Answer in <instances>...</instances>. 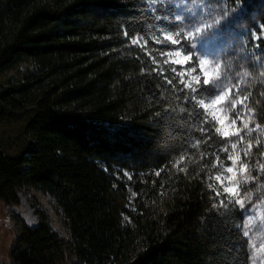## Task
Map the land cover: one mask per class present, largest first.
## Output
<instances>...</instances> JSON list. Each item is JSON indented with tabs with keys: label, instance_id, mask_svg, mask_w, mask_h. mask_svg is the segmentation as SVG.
<instances>
[{
	"label": "trees",
	"instance_id": "16d2710c",
	"mask_svg": "<svg viewBox=\"0 0 264 264\" xmlns=\"http://www.w3.org/2000/svg\"><path fill=\"white\" fill-rule=\"evenodd\" d=\"M221 1L245 46L231 63L250 126L240 122L241 156L253 144L240 185L257 178L239 187L251 205L264 199V0ZM161 8L0 0V201L16 205L26 187L43 192L70 239L40 211L35 226L15 219L9 264H65L67 252L74 264H245L250 256L236 228L244 217L214 184L233 140L192 101L197 83L186 85L184 68L168 61L175 46L159 31L179 26L158 20L168 15ZM205 92L198 99L216 94Z\"/></svg>",
	"mask_w": 264,
	"mask_h": 264
},
{
	"label": "rangeland",
	"instance_id": "374dc122",
	"mask_svg": "<svg viewBox=\"0 0 264 264\" xmlns=\"http://www.w3.org/2000/svg\"><path fill=\"white\" fill-rule=\"evenodd\" d=\"M147 4L152 11L158 10L161 6V9L168 14L166 15L167 20L163 21L179 26L175 33L160 29L159 34L160 38L175 46L174 50L167 53L168 61L184 68L181 74L186 85H195L198 81V73L203 76L207 72L210 80L217 76H224L226 79L222 91L232 90L230 96L225 97V101L222 102L223 106H213L211 99L214 97L204 100L208 105L207 108L202 104L199 105L209 117L215 120L217 128L220 129L218 133L222 137L233 140L229 149V157H231L228 158L229 164L214 177L216 194L219 193L217 195L219 197L226 194L233 201L237 198L246 201V209H251V211L247 212V216L244 217L239 228L242 232L244 224L250 223V236L246 239L259 247L260 244H264V199L250 205L241 196L239 188L243 175L240 174L242 145L238 142V133L241 135L240 122L245 123L244 119L247 113L243 99L235 91L239 81H235L236 78L232 75L231 62L245 50L240 32L227 27L231 17L221 0H163V2L161 0H147ZM169 4L172 7H169ZM177 14L186 17V19L175 21L174 17ZM225 15H228L229 19L219 28L200 41L193 39L197 28L223 21ZM179 33L182 35H178ZM182 37L188 40L190 44H199L198 49H194V53L191 55L196 57L195 62H197L196 69L198 71L195 67L190 66L193 62L185 58L189 54L185 53L180 45ZM156 40L161 44V39L157 38ZM136 41L135 45H139V39ZM200 60H204L203 65L199 63ZM234 82L237 84L235 85ZM233 104L235 108H233ZM237 116L240 119H236ZM217 117H219L218 122ZM233 119L236 120L235 123H231ZM233 144L236 145L235 148ZM227 167H233V172L228 173ZM225 188H231L234 191L226 193ZM17 196L18 203L16 205H6L0 201V264H9V250L18 235L15 219L23 221L28 226H35L38 222L36 211L47 216L51 229L69 246L70 239L62 217L55 210L52 200L46 194L35 188L26 187L19 190ZM249 246L250 255H252L253 249L250 243ZM255 255L259 260H264V251L256 252ZM65 261V264H74L75 262L69 252L65 254ZM249 264H253V260L250 259Z\"/></svg>",
	"mask_w": 264,
	"mask_h": 264
},
{
	"label": "snow or ice",
	"instance_id": "6c2138e0",
	"mask_svg": "<svg viewBox=\"0 0 264 264\" xmlns=\"http://www.w3.org/2000/svg\"><path fill=\"white\" fill-rule=\"evenodd\" d=\"M161 2H163V0H161ZM168 6L169 7H172L171 4H169ZM244 10H245V5L243 4V2H241L240 4L237 5L236 11H244ZM157 19L158 20H167V17L166 16H158ZM174 19H175V21H181L183 19H186V17H183L180 14H177L174 17ZM228 19H229V16L228 15H225L223 21H219V22H217L215 24H212V25H205L203 28H197L196 29V32H195V35L193 36V39L194 40H199V41L202 40V39H204L211 32H213L215 29L219 28ZM126 35H127V33H126ZM178 35H182V33H179ZM132 43L133 44H136L137 41L135 39H133L132 40ZM198 47H199V44H197V43L188 44V45L185 46V52L186 53H190L192 50L198 49ZM185 58L188 59V60H190V61H192L193 64L196 61V57L195 56L186 55ZM199 63L201 65H203L204 64V60H200ZM217 67H220V65H217ZM248 67L249 68H252V67H254V65H252L250 63V64H248ZM225 79L226 78L221 75V76H217L215 79L210 80L209 77H208V73L205 72L204 75H203V77L198 79L197 84L194 87H191V89H190L192 101L194 103L202 104V105H204L207 108L208 105L205 103L204 100L198 99V95L197 94L203 92V93H205V95H207L206 92H205V87L206 86H211V87H213V88L216 89V94L213 95V96H211V97H214V99H211V104L213 106H223L222 105V102L225 101V97L230 96V94L232 93V90L231 89L229 91H222V89L224 87ZM168 83H172V82L171 81H168ZM235 91L238 92L239 89L236 88ZM187 99L188 98L185 99V103H187ZM245 99H247V98L245 97ZM233 108H235V105L234 104H233ZM249 111H251V110H249ZM252 115L254 117L255 116V113L252 112ZM205 116L207 117V112H205ZM236 119H240V117L237 116ZM218 121H219V117H217V122ZM208 122L209 121L206 119L205 120V123H208ZM235 122H236L235 119H233L231 121V123H235ZM243 128L245 130H250L249 124H244ZM259 128H260V126L257 125L256 126V130L259 131ZM202 130L203 131H206V129H203V128H202ZM217 131H220V129L217 128ZM238 135H239V141L238 142L239 143H242L243 140H244V136L243 135H240L239 133H238ZM233 147L235 148L236 145L233 144ZM255 147H257V148L259 147V142L256 143ZM252 148H253V144H252L251 141H249L248 142V148H247V150L244 151L243 155L240 157V160H241V164H240V174H242V175H249V173H248V171L246 169V166L242 163V161L247 160L250 157ZM262 156H264V154H262ZM229 158H231V157H229ZM227 172L228 173H232L233 172V167H227ZM259 173H264V165H261L260 166V168L258 170V174ZM125 174L127 175V173H125ZM256 178L257 177H253L251 180H245L243 182V184L252 183V182H254V180ZM243 184L240 185L239 187H242ZM233 191L234 190L231 189V188H225V192L226 193H230V192H233ZM217 195H219V193H217ZM237 195H239V193H237ZM228 202L229 203H234L236 206H238V208L237 209H234V210H238L240 212V214H241L242 217H246L247 216V212L248 211H251V209H246V201L243 200V199L237 198L234 201L230 199ZM247 202H250V201H247ZM221 203L223 204V201H221ZM236 228H237V231H240V228H239L238 225L236 226ZM250 231H251L250 223H245L244 226H243L242 238H245V241L247 243H250L251 244V247L253 249L252 255L247 256L245 264H247V260L248 259L253 260V264H264V260H259L256 257V255H255L256 252L264 251V244H260L259 247H257L255 245V243H252L250 241H247L246 238H249ZM238 247H239V245H238Z\"/></svg>",
	"mask_w": 264,
	"mask_h": 264
}]
</instances>
